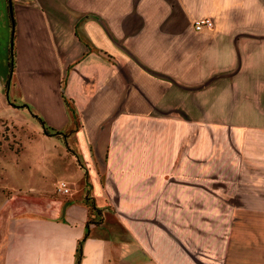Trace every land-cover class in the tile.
I'll use <instances>...</instances> for the list:
<instances>
[{"label": "crops", "instance_id": "1", "mask_svg": "<svg viewBox=\"0 0 264 264\" xmlns=\"http://www.w3.org/2000/svg\"><path fill=\"white\" fill-rule=\"evenodd\" d=\"M0 110L54 149L0 264H264V0H0Z\"/></svg>", "mask_w": 264, "mask_h": 264}, {"label": "rangeland", "instance_id": "2", "mask_svg": "<svg viewBox=\"0 0 264 264\" xmlns=\"http://www.w3.org/2000/svg\"><path fill=\"white\" fill-rule=\"evenodd\" d=\"M1 113L0 110V189L4 190V183L33 184L39 179L37 157L43 150L54 151L53 140L34 133L37 126L29 115L24 113L25 119L19 116L13 124L3 119ZM170 113L177 114L178 111ZM47 167L43 170L47 169V176L56 174L51 167Z\"/></svg>", "mask_w": 264, "mask_h": 264}, {"label": "trees", "instance_id": "3", "mask_svg": "<svg viewBox=\"0 0 264 264\" xmlns=\"http://www.w3.org/2000/svg\"><path fill=\"white\" fill-rule=\"evenodd\" d=\"M10 27H11V38H10L9 49H8V75L12 73L13 68H14L13 18L11 15H10ZM33 119L38 124L42 135L60 140L63 143L64 147L66 148L65 140H64L65 135L55 130L54 128L47 126L40 118L33 116ZM89 214L91 218L87 222L86 230H87L89 223H98L100 221V211L93 205L92 202L89 203ZM85 235H86V232L84 234V237L77 244L75 264H79V261L81 258V243L83 239L85 238Z\"/></svg>", "mask_w": 264, "mask_h": 264}, {"label": "built area", "instance_id": "4", "mask_svg": "<svg viewBox=\"0 0 264 264\" xmlns=\"http://www.w3.org/2000/svg\"><path fill=\"white\" fill-rule=\"evenodd\" d=\"M211 23L212 20L209 17H200L192 20L193 29L196 31H199L204 27H210ZM58 187L62 193H66L68 191L64 182H60Z\"/></svg>", "mask_w": 264, "mask_h": 264}]
</instances>
